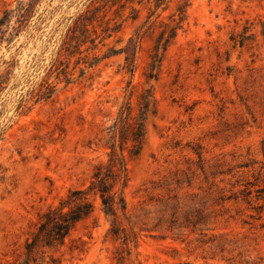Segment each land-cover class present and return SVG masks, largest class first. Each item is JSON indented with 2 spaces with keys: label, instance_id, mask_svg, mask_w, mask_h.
<instances>
[{
  "label": "rangeland",
  "instance_id": "obj_1",
  "mask_svg": "<svg viewBox=\"0 0 264 264\" xmlns=\"http://www.w3.org/2000/svg\"><path fill=\"white\" fill-rule=\"evenodd\" d=\"M263 14L264 0H0V264H264V41L246 28ZM146 91L138 155L113 151L121 106L137 115ZM113 154L125 210L89 194L64 243L26 258L43 213Z\"/></svg>",
  "mask_w": 264,
  "mask_h": 264
},
{
  "label": "trees",
  "instance_id": "obj_2",
  "mask_svg": "<svg viewBox=\"0 0 264 264\" xmlns=\"http://www.w3.org/2000/svg\"><path fill=\"white\" fill-rule=\"evenodd\" d=\"M154 1L160 2L162 0ZM177 17V21H174L175 26H168L167 28L172 37L183 21V11L180 9ZM251 26L260 28V34L264 41V14L259 15L255 23L247 22V31ZM149 97L147 91L140 97L139 113L134 116L131 114L129 96L125 99L117 114L115 123L108 130L113 151L117 146L122 151L123 146L130 142L128 153L131 156L138 155L144 135V122L148 114ZM113 156L108 165L99 164L95 167L92 180L86 190L77 189L69 192L66 198L60 201L58 207L49 208L43 213L31 241L25 244L26 258L39 250L64 243L73 226L92 213L93 205L88 198L89 194L99 198L102 211L106 216L114 217L116 210H125L123 190L127 181L126 168L122 156L115 157L114 154ZM116 186H119V189L114 191ZM21 264H29V260L27 259Z\"/></svg>",
  "mask_w": 264,
  "mask_h": 264
}]
</instances>
